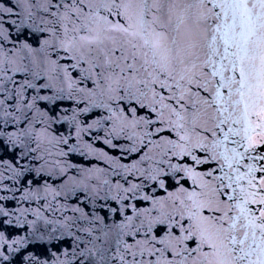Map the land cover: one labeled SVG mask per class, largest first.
<instances>
[{
	"label": "snow or ice",
	"instance_id": "obj_1",
	"mask_svg": "<svg viewBox=\"0 0 264 264\" xmlns=\"http://www.w3.org/2000/svg\"><path fill=\"white\" fill-rule=\"evenodd\" d=\"M0 264H264V0H0Z\"/></svg>",
	"mask_w": 264,
	"mask_h": 264
}]
</instances>
